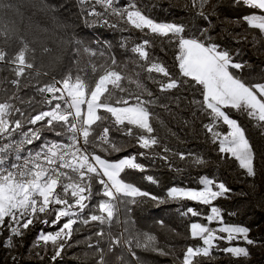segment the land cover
I'll use <instances>...</instances> for the list:
<instances>
[{
    "label": "snow or ice",
    "instance_id": "6c2138e0",
    "mask_svg": "<svg viewBox=\"0 0 264 264\" xmlns=\"http://www.w3.org/2000/svg\"><path fill=\"white\" fill-rule=\"evenodd\" d=\"M78 2L81 11L86 13V25L113 28L125 25L122 31L142 34L140 42L125 38L120 43L132 57L120 61L111 51L110 42L95 41L93 48L91 42L70 34L72 26L56 15L58 9L47 0H27L26 5L23 0L16 3L0 0V9L13 11L21 24L25 20L21 8L35 10L27 17V32L9 28L4 22L7 14L0 15V71L7 65L15 77L9 82L14 86L11 94L0 87L3 93L0 95V234L6 230L9 235L5 246L13 247V238L22 237L34 222L46 225L53 230L41 229L33 247L51 245L53 259L61 255L74 231H79L74 226L93 222L110 226L114 218L120 222L119 217L127 213L128 205L140 202L139 198L164 203V199L143 191L124 176L126 170L145 171L144 165L137 162V155L145 153L118 155L126 151V141H135L134 146L145 150L161 143L153 126L154 122L162 124L153 111L159 98L136 69L147 73L145 79L155 84L161 93L181 86L198 90L201 99L191 102L208 119L202 127L209 140L217 145L222 159H233L249 177L257 174V152L234 114L264 129V77L245 79L241 70L246 65L236 61L228 49L218 44L207 28L198 30V34L186 33L182 23L157 20L146 14L139 0ZM191 2L193 7H198V15L207 19L204 8L211 0ZM235 3L250 10L237 23L246 22L264 39V0H235ZM38 14H42V19H34ZM9 23L15 24L16 20ZM30 34L46 35L56 48L46 41L30 40ZM156 42L175 47L177 77H173L162 61L151 57L150 50ZM253 42H258L255 37ZM37 45L40 56L51 58L53 64L68 56L71 47L75 64L43 86L37 81L38 102L34 98L23 101L18 95L21 87H28L42 75L43 62L40 66L36 63ZM54 51L59 54L52 57ZM83 55L88 60L81 65ZM95 57L102 58V62L97 63ZM14 100L26 103L27 107H18ZM44 130L53 132L58 139L44 140L36 148L28 147L41 141ZM112 133H120L125 139L116 140ZM171 151L164 147V152ZM172 154L181 160L190 158L196 167L206 163L200 154ZM113 156L116 158H109ZM146 179L158 183L152 176ZM94 182L100 186L97 195L101 199L93 205ZM230 191L224 182L208 175L199 177L197 187L173 186L167 190L169 200L190 201L207 208L204 212L187 206L180 213L183 217H198L204 221L189 224L188 238L195 243L185 245L182 256H176L174 248L166 251L154 233L136 229L130 219L122 222L123 231L115 238L103 230L96 235L107 236L113 245L126 246L136 258L135 264H142L136 249L173 256L178 264H197L198 257L212 258L216 251L236 258L248 257V248L242 245L255 243L249 238L250 229L226 222L222 209L214 203L226 198ZM122 207L124 213H121ZM158 223L164 227L163 220ZM99 264H104L102 253Z\"/></svg>",
    "mask_w": 264,
    "mask_h": 264
},
{
    "label": "trees",
    "instance_id": "16d2710c",
    "mask_svg": "<svg viewBox=\"0 0 264 264\" xmlns=\"http://www.w3.org/2000/svg\"><path fill=\"white\" fill-rule=\"evenodd\" d=\"M12 2L16 3L17 0H12ZM23 3L26 5L27 0H23ZM47 3L55 6L58 9L56 15L72 26L70 34L74 33L77 38L91 42L93 48L96 47L95 41L110 42L111 51L120 61L132 57L130 52L120 47L121 41L130 38L132 41L140 42L143 38L139 32L122 31V28L127 27L125 25H119L115 28L99 24L95 26L86 25L84 23L86 13L81 11V6L76 0H47ZM139 3L146 14L155 17L157 20L184 24L186 33L198 34V30L207 28L218 44L228 49L236 61L246 65L241 70V75L245 79L253 80L264 77V39H260L258 30H251L246 22L237 23V21H242V17L250 12L246 6L236 4L235 0H211L204 8L208 17L204 19L198 15L199 9L193 7L191 0H139ZM21 11L25 17L24 23L21 24L19 17L14 14L8 16L5 23L9 24V28L15 27L20 32H27V17L35 10L30 7H22ZM34 19H42V14H38ZM10 20H16V23H9ZM209 21H211V26ZM254 37L258 42H253ZM28 38L46 41L50 47L56 48V45L52 44L44 34H30ZM129 47H131V43H129ZM68 52L69 55L65 56L61 62L53 64L51 58L40 56L37 45L36 63L40 66L43 62V67L40 69L42 75L31 81L28 87H21L18 95L23 101L34 98L38 102L40 96L35 91L37 81L40 86H43L53 76L58 77V74L67 71L69 67L75 64V58L71 55L74 49L70 47ZM58 54V51H54L52 57ZM176 54L175 47L169 46L166 42L164 44L156 42L150 50L151 57L162 61L173 77L179 75L175 59ZM93 59L97 63L102 62L100 57ZM87 60L88 57L83 55L81 65L86 64ZM132 67L130 64L129 69ZM3 69L0 71V81H3L0 87L7 89L8 93L11 94L14 86L9 82L15 77L7 65H3ZM136 70L142 73L141 79L152 90L154 96L159 98L153 111L162 124L154 122L153 126L157 130L155 135L158 136L161 143L154 149L145 150L134 146L135 141H126L128 144L126 151L118 155L145 153L143 156L137 155V162L144 165L145 171L126 170L124 176L143 191H148L152 195L164 199V203H158L150 198H139L140 202L128 205L127 213L119 217L120 222L114 218L113 224L110 226L100 225L96 222L74 226L79 231H74L72 238L65 244L61 255L55 259H53L54 251L51 245L33 247L41 229L52 231V228L34 222L29 229L25 230L22 237L13 238V247L5 246L9 233L4 230L0 234V264H99L101 253L104 264H135L136 258L130 255L126 246L113 245L107 236L100 238L96 235L103 230L106 233H111L112 237L115 238L123 231L122 222L125 219H130L136 229L154 233L160 242V246L164 247L166 251L174 248L175 255L182 256L185 245L195 243L188 238L189 224L194 221H204L198 217H183L180 213L187 206L196 207L204 212H207V208L190 201L169 200L166 197V192L173 186L197 187L198 179L203 175L214 177L218 181L224 182L231 189L226 198H220L214 203L222 209L226 222L248 227L250 229L249 238L255 243L242 245L248 248V257L236 258L230 254L216 251L212 258L198 257L197 264H264V129L255 127L254 122L246 117L234 114V118L238 119L245 127L246 134L257 152V174L255 177H249L233 159H222L217 152V145L209 140V135L202 127L203 123L208 122V119L199 111L198 106L191 102L194 99H201L198 90L181 86V88L170 92L161 93L155 84L145 79L147 73L143 72L142 69ZM43 73H47V75H43ZM153 75L161 78L158 74ZM2 94L0 93V95ZM13 102L18 107H27L26 103L16 100ZM163 112L168 114H163ZM112 135L116 140L125 139L120 133H112ZM42 137L48 140L58 138L53 132L47 130L42 132ZM165 146L172 151L164 152ZM176 152L200 154L206 163L196 167L190 158L181 160L179 156L172 154ZM109 158L115 159L116 157ZM147 176H152L158 183H151L146 179ZM99 187L94 182L93 205L101 199L97 195ZM124 211L122 207L121 213ZM160 220L164 221V227L158 223ZM135 251L142 264H178L173 256H160L155 252L141 249Z\"/></svg>",
    "mask_w": 264,
    "mask_h": 264
},
{
    "label": "clouds",
    "instance_id": "9594fccd",
    "mask_svg": "<svg viewBox=\"0 0 264 264\" xmlns=\"http://www.w3.org/2000/svg\"><path fill=\"white\" fill-rule=\"evenodd\" d=\"M7 14V15H5V19L8 17V16H10V15H12L13 14V11H11V10H8V9H0V15H4V14ZM5 22V21H4Z\"/></svg>",
    "mask_w": 264,
    "mask_h": 264
},
{
    "label": "bare ground",
    "instance_id": "6f19581e",
    "mask_svg": "<svg viewBox=\"0 0 264 264\" xmlns=\"http://www.w3.org/2000/svg\"><path fill=\"white\" fill-rule=\"evenodd\" d=\"M78 2V0H76ZM79 3V2H78ZM44 140L41 139V141H36L34 142L33 145H30L31 148H36L39 146L40 143H42Z\"/></svg>",
    "mask_w": 264,
    "mask_h": 264
},
{
    "label": "built area",
    "instance_id": "2783aa9c",
    "mask_svg": "<svg viewBox=\"0 0 264 264\" xmlns=\"http://www.w3.org/2000/svg\"><path fill=\"white\" fill-rule=\"evenodd\" d=\"M56 139H58V138H52V139H50V140H56ZM28 147H30V146H28Z\"/></svg>",
    "mask_w": 264,
    "mask_h": 264
},
{
    "label": "rangeland",
    "instance_id": "374dc122",
    "mask_svg": "<svg viewBox=\"0 0 264 264\" xmlns=\"http://www.w3.org/2000/svg\"><path fill=\"white\" fill-rule=\"evenodd\" d=\"M42 140H48V139H47V138H43V137H42Z\"/></svg>",
    "mask_w": 264,
    "mask_h": 264
},
{
    "label": "crops",
    "instance_id": "0c3cea01",
    "mask_svg": "<svg viewBox=\"0 0 264 264\" xmlns=\"http://www.w3.org/2000/svg\"><path fill=\"white\" fill-rule=\"evenodd\" d=\"M165 113L168 114L167 112H163V114H165Z\"/></svg>",
    "mask_w": 264,
    "mask_h": 264
}]
</instances>
